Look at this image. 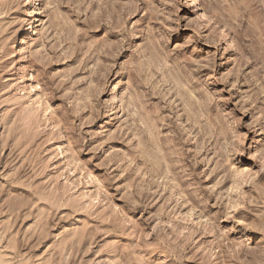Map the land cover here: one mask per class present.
<instances>
[{
	"label": "clouds",
	"instance_id": "1",
	"mask_svg": "<svg viewBox=\"0 0 264 264\" xmlns=\"http://www.w3.org/2000/svg\"><path fill=\"white\" fill-rule=\"evenodd\" d=\"M154 2L30 0L31 6L44 17L37 43L42 46L45 59L50 55L53 62H58L78 53L73 62H79L78 68L84 69L79 75L77 70L48 74L47 65H42L46 80L42 77L45 87L40 88V94L50 115L45 118L41 110V123L59 122L55 117L60 113L70 123L57 135L70 134L82 142L84 133L78 125L72 126L74 118L82 119L81 114L94 107L115 110L131 134L126 139L128 151L117 154L118 163L149 181L138 197L140 206L165 202L164 218L172 221L154 234L165 256L163 264H218L217 258L223 255V250L217 246L213 254L202 247L201 241L204 237L219 239L224 221L229 219L219 206L213 208L212 205L213 201L217 205L222 203L218 189L231 182L233 161L244 159L235 155L243 146L244 136L238 127L242 120L221 114L222 105L217 95L208 91L207 82L199 71L200 63L189 59L176 44V40L184 39L188 33L172 39L167 23L163 26L153 23L160 19L151 11ZM163 2L171 6L177 25L182 19L179 8L183 7L184 12L193 17L185 22L194 30L195 41H224L231 50L230 55L235 57L224 83L234 89L236 95L243 96L250 107L261 112L257 122L264 127V0ZM138 11L142 13L139 24L132 20ZM145 11L149 15H143ZM109 32L119 34L117 44L107 42ZM25 51L28 54L25 58L31 57V46ZM100 60L109 65L107 75L111 77V86L109 80L96 71ZM241 89L246 91L241 93ZM34 91V88L17 89L10 97H3L0 91V108L5 104L15 107L27 103L34 109L35 102L30 99ZM102 94L107 98L101 99ZM49 101L56 102L58 107L51 109ZM213 112L220 118L212 117ZM249 127L254 130L253 125ZM47 130H51L50 126ZM260 157H264V151L257 159ZM209 158L211 165L204 168L209 165ZM213 166L219 178L215 186L208 183ZM254 199L260 205L255 209L258 213L255 219L264 232V176L261 190ZM238 207L246 208V205ZM185 209L195 210L192 219L183 218ZM249 212L252 209L246 208L241 215L251 219L247 216ZM231 219L235 224V217ZM253 235L264 242L260 232ZM143 246L146 245H134ZM4 250L0 248V252ZM27 255H14L7 264H28ZM36 264H41L39 258ZM120 264L133 262L125 260ZM228 264H264V249L245 247L238 256L230 257Z\"/></svg>",
	"mask_w": 264,
	"mask_h": 264
},
{
	"label": "rangeland",
	"instance_id": "2",
	"mask_svg": "<svg viewBox=\"0 0 264 264\" xmlns=\"http://www.w3.org/2000/svg\"><path fill=\"white\" fill-rule=\"evenodd\" d=\"M151 11L160 17L153 23L158 26L167 23L172 39L188 33L184 39L176 40V44L189 59L200 63L199 71L207 82L208 91L216 94L222 105L221 114L242 120L238 127L244 136L243 146L235 155L244 159L233 161L231 182L218 189L222 203L217 205L213 201L212 205L213 208L219 206L229 219L224 221L219 239L204 237L201 241L202 247L213 254L219 246L223 255L218 256V264H228L229 258L238 256L245 247L264 249V242L253 235L260 232L264 236L262 226L255 219L258 215L255 209L260 205L254 199L261 190L264 176L261 171L264 157L257 159L264 151V127L257 122L261 112L250 107L243 96L236 95L235 90L224 83L235 57L230 55L231 50L222 39L195 41L194 30L185 22L193 17L185 13L183 7L178 9L182 17L179 25L171 6L163 0H155ZM141 15L138 11L132 20L141 23ZM37 16L39 22H35ZM43 23V14L31 6L30 0H0V91L3 97H10L17 89H35L30 96L35 102L34 109L27 103L15 107L5 104L0 108L3 120L0 123V248L5 249L0 252V264H7L14 255L24 253L28 254L25 257L28 264H36L37 258L41 264H120L125 260L133 264L146 261L163 264L165 256L154 234L172 221L164 218L165 202L140 206L138 197L149 181L118 163L117 154L128 151L126 139L131 135L121 115L115 110L94 107L82 113V119L74 118L72 126L78 125L84 133L82 142L70 134L57 135L70 123L60 113L55 117L59 122L41 123V110L45 118L50 115L40 94V88L45 87L42 77L46 80L42 65H47L48 74L77 70L79 75L84 71L78 68L79 62H73L78 53L58 62H53L50 55L45 59L42 46L37 43ZM23 36L27 42L21 45ZM118 41V33H108L109 44ZM30 46L32 55L25 58L28 55L25 50ZM189 48L192 51H187ZM109 70L105 61H98L96 71L108 79L111 86ZM244 91L246 89H241V93ZM106 98L101 95V99ZM48 103L51 109L58 107L56 102ZM212 117L220 118L215 112ZM249 125H253L254 130ZM210 165L211 158L204 168ZM209 176L208 183L215 186L219 178L214 166ZM240 204L252 209L247 214L251 219L241 215L246 208L238 207ZM194 212V209H185L183 218L192 219ZM134 245L146 246L136 248Z\"/></svg>",
	"mask_w": 264,
	"mask_h": 264
},
{
	"label": "bare ground",
	"instance_id": "3",
	"mask_svg": "<svg viewBox=\"0 0 264 264\" xmlns=\"http://www.w3.org/2000/svg\"><path fill=\"white\" fill-rule=\"evenodd\" d=\"M37 15H39V13L37 14ZM40 21V19H38V16L35 18V22H39ZM30 27H32V26H30ZM31 31V30H30ZM28 32V31H27ZM31 33V32H30ZM26 36V35H25ZM25 36H23V37H21L22 39H21V42H20V44L22 45H24V43H26L27 41L25 40Z\"/></svg>",
	"mask_w": 264,
	"mask_h": 264
}]
</instances>
